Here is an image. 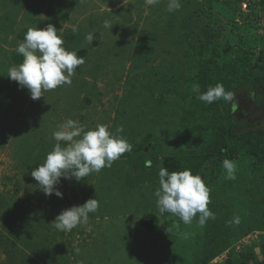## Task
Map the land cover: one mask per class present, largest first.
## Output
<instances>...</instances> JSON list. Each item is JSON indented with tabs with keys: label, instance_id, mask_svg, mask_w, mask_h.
Here are the masks:
<instances>
[{
	"label": "rangeland",
	"instance_id": "rangeland-1",
	"mask_svg": "<svg viewBox=\"0 0 264 264\" xmlns=\"http://www.w3.org/2000/svg\"><path fill=\"white\" fill-rule=\"evenodd\" d=\"M228 1L180 0V10L170 13L168 0H160L155 6L147 5L145 0H76L71 2L70 10L66 8L68 18L64 19L60 12L52 15L49 11L50 0H0V264H201L194 262L191 254L202 237L203 226L194 220L168 231L171 224L158 216L155 229L149 231L140 218L148 212L158 214L154 191L159 187L158 172L164 157L187 154L189 144L203 140L192 132L202 134L196 128L206 123L202 111L206 112V121L212 119L211 109L225 114L228 102L221 99L211 103L213 107L204 108L205 102L198 98L199 93L194 91L197 87L189 78L196 70L189 47L198 43L201 24L210 22L208 26L217 29L218 34L227 35L234 30L231 21L237 23L250 45L247 49L254 48V56L260 60L249 73L256 75L261 70L263 57H259V49L264 45V20L260 6L253 7V0H241L236 2L240 6L237 10L233 5L236 3ZM105 20L113 24L110 33L104 27ZM48 24L65 41V49L76 52L85 63L76 69L70 85L45 91L34 101L26 88L7 77L8 70L23 61L22 55L21 61H16L15 51L27 30L46 28ZM74 26L78 31L73 32ZM141 31L152 34V40L144 41L151 54H133L134 45L141 42ZM94 32L99 36L96 46L86 39ZM196 37L199 39L194 40ZM221 38H210L220 54L224 44ZM227 56L234 62L233 51ZM216 61L220 63L222 58ZM250 96L247 89L236 93L232 103L236 119L230 122L245 130L251 127L264 132V108L259 110ZM197 99L202 103H196ZM184 108H194L196 113L187 116ZM254 112L261 116L254 118ZM185 115L186 128H182L180 122ZM69 118L87 129L106 124L113 134L122 126L119 135L133 147L111 167L79 182L61 178L57 187L63 198L45 196L30 173L57 143L52 133ZM248 153L245 149L230 157L237 167L235 180L225 178L221 164L217 182L206 186L210 189L209 209L214 202L226 201L228 210L221 213L229 215L231 221L239 216L244 228L250 225L252 230L242 235L231 223L234 242L208 264H224L227 255L233 254L253 264L246 254L248 247L261 259L258 252L264 239V184L256 186V171L251 170L261 156ZM149 161L150 167L146 166ZM94 196L99 208L89 213L87 223L70 232L54 227L56 247L63 252H56L57 258L49 263L37 255L47 248L48 232L31 228L32 236L25 237L12 228V223L18 222L15 215L24 210L34 211L40 216L38 223L46 220L49 227L61 210L82 205ZM38 199L41 206L36 203ZM28 217L21 220L24 232ZM193 235L199 240L192 242ZM51 240L49 237V244Z\"/></svg>",
	"mask_w": 264,
	"mask_h": 264
},
{
	"label": "clouds",
	"instance_id": "clouds-1",
	"mask_svg": "<svg viewBox=\"0 0 264 264\" xmlns=\"http://www.w3.org/2000/svg\"><path fill=\"white\" fill-rule=\"evenodd\" d=\"M159 2L160 0H145L149 6H155ZM181 7L180 0H168V12L178 11ZM112 26L110 21H104V27L109 33ZM76 31L78 28L74 26L73 32ZM57 32L51 24L42 29L37 26L29 28L23 42L18 43L16 48L17 53L23 56V61L8 70L7 77L15 81L18 87L26 88L34 101L43 97L45 91L70 85L76 69L85 63L84 58L79 57L76 52L65 49V41ZM93 38L92 33L86 37L88 43ZM194 91L207 104L221 99L231 104L236 99L235 94L226 91L222 84L209 87L203 93H200L199 87ZM122 132L123 127L120 126L117 127L116 134L111 133L106 124H97L95 128L87 129L84 124L69 118L52 133V138L57 143L47 153L44 162L34 168L30 175L38 182L39 189L45 196L63 198V193L57 187L61 178L79 182L93 172L98 173L105 167H111L125 152L132 150V144L119 135ZM61 141L66 142V145L62 146ZM222 164L226 172L225 178L235 180V162L225 158ZM146 166L150 167L151 162H147ZM158 178L159 187L154 191V196L161 215L169 213L184 224H191L195 220L201 226L209 219L215 220V213L208 208L211 203L210 189L201 175L192 174L191 169L169 172L161 167ZM98 208L99 201L94 196L82 205L61 210L51 223L58 231L70 232L81 223H87L89 213H95ZM230 223L238 225L240 217L235 216ZM76 251L78 253L79 249Z\"/></svg>",
	"mask_w": 264,
	"mask_h": 264
},
{
	"label": "trees",
	"instance_id": "trees-1",
	"mask_svg": "<svg viewBox=\"0 0 264 264\" xmlns=\"http://www.w3.org/2000/svg\"><path fill=\"white\" fill-rule=\"evenodd\" d=\"M75 1L76 0H50L49 11H51L52 15L60 12L61 18L67 19V10L72 8L71 2L75 3ZM232 1L238 3L241 0H230L227 2V4H232ZM237 3L236 5L233 4L234 8L240 10V6H238ZM252 6H260L264 20V0H253ZM67 7L68 9L66 10ZM231 23L230 26L233 27L234 30L228 31L229 33L227 35L225 33L218 34L217 29H213L212 27L208 26L210 22L205 23V25L204 23L201 24L202 28H200L202 35L199 37L200 39L198 37L194 39H199L197 41L198 43L194 45L191 44L189 47V49L192 50L191 54L193 53L194 55L193 64L196 66V70H194L193 73H190L189 78H191L196 87H199V89L203 92H206L209 87L215 86L216 84H222L226 91H232L235 95L241 89H247L248 94L251 95V101L255 103V106L259 110H262L264 108V45H262V47L259 49V57H263V65L261 70L256 75L250 74L249 72L254 67H257V62H260V60L258 58L256 59L254 56L256 53L254 48L250 47V49H247L246 45H250L244 41V37H242L243 34L241 33V29L237 23L234 21H231ZM219 35H222L223 37L221 38L220 42H222L224 39V44L222 45V54L217 53V46H215L216 44L213 45L210 39L217 38ZM148 36H150V38ZM93 37L94 38L91 44L96 46L99 41L98 33L94 32ZM147 39L152 40V34L150 35L141 31V33H139V40H141V42L136 43V45L133 47L134 55L141 56L152 53L150 46H147L144 43V41ZM229 51H233L234 53V62H232L230 57L227 56ZM203 56H206V58H203ZM15 57L17 58L16 61H21V54H18L17 51H15ZM218 57L222 58L220 63L216 61ZM240 67L242 69L240 70V73H238V68ZM189 69L191 70V67H189ZM214 74L216 75L215 82L212 81V76ZM202 102L199 101V99L196 101V103ZM202 105L204 108H207L213 107L214 104L203 103ZM225 106V114L221 113L222 111L218 110L217 108L211 109L212 112L210 117L212 119L209 121H206V112L202 111V119L206 123L204 126H196V128L199 129L202 134H195L194 131L192 132L193 135H196L197 137L201 135V139L203 140H197L194 142L195 145L189 144L187 146L189 150L187 154L180 156L169 155L164 157L162 161V167L168 169L169 172H179L183 171L184 169H191L192 174L201 175L205 184L207 185L217 182L221 173L220 169L223 159L227 158L230 160V157L233 155L243 152L245 149H249L248 156H261L262 160H256V166L251 168V170L256 171L255 174H253L254 180L259 182L256 184V186L260 185L261 182L264 184V132L251 127L245 130L239 125L230 122V119L233 117L236 119L233 114L235 109H233L232 103H228ZM194 112V108L190 111L187 108H184V113L187 114V116L192 117V113ZM254 113V118L261 116L260 112ZM187 116L185 115V118L180 122V126L182 128H186ZM238 127H240V129L237 130ZM202 142H205V145L200 144ZM245 168L249 169L250 167L245 166ZM72 196H74V193ZM39 197L40 195L38 198ZM39 200L40 199L36 200L38 205H40ZM224 204H226V201H217L211 204L210 210L215 213L216 218L215 220L209 219L203 226L202 237L200 241L197 242L196 248L191 254V256H194V262L198 260L201 264H208V262L214 256L219 255L234 242L235 239L233 237V232L231 231V219L228 217L229 215L226 216V214L224 215L221 213L223 210H228L225 208ZM239 204L242 208H245L242 203L239 202ZM47 211H49L48 208ZM157 213L158 214L148 212L141 216L140 222L145 229L149 231L154 230L157 225L158 216H162L166 223L171 224L168 231H174L176 230L175 228L181 226L182 222L178 217H174L169 213H165L163 215H161L159 212ZM18 214L20 215H15L18 222L12 223V228L16 231H21L23 235L20 236H32L29 234L32 233L31 228L36 231L42 230L43 232H48L47 237L45 236L47 240V248L45 250H39V253L37 254L42 261L49 263L50 259L53 261L55 258H57L55 254L56 252L62 254L63 249L56 247V242H58V239L53 234L55 232L53 230V225L49 224L48 227L46 220L41 221L43 223H38V221L41 219L39 215L36 216L34 211L30 212L28 210H24ZM27 214L29 215V225L25 227L26 232H24L23 225L25 224L22 225L21 220L25 218ZM7 216L9 217V214H7ZM234 226L242 235L246 233L248 234L252 230L250 225L244 228L242 221H240L237 226ZM261 227H263L262 230L264 231V224ZM11 233L18 236L15 232ZM49 237L52 239L51 244H49ZM198 240L199 238L195 235H193L191 238L192 242ZM260 241L258 253L261 259H258V256L253 251L252 247H248V251H246V254H249L248 257L251 258L253 264H264V239L262 238ZM14 244L15 243H12V245ZM224 260V264H249L242 257L239 255L235 256L234 254L233 256L227 255ZM21 263L26 264L24 261Z\"/></svg>",
	"mask_w": 264,
	"mask_h": 264
}]
</instances>
